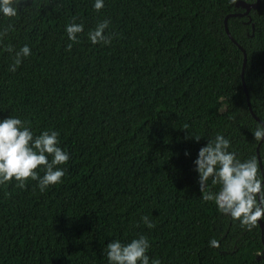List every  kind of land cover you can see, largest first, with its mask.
<instances>
[{"label": "trees", "instance_id": "obj_1", "mask_svg": "<svg viewBox=\"0 0 264 264\" xmlns=\"http://www.w3.org/2000/svg\"><path fill=\"white\" fill-rule=\"evenodd\" d=\"M237 1L104 0L97 12L93 0H25L0 17V29L11 25L0 119L18 116L36 135L54 129L69 153L62 182L43 192L31 179L0 185V264H107L111 239L140 234L161 264H264L259 221L248 230L205 207L194 165L221 134L263 174L264 140L252 133L263 125L254 114L264 122V0L228 18L246 65L225 28L245 11ZM104 19L111 42L93 45L87 33ZM69 22L84 25L75 42ZM24 44L30 56L9 72L5 46Z\"/></svg>", "mask_w": 264, "mask_h": 264}, {"label": "clouds", "instance_id": "obj_2", "mask_svg": "<svg viewBox=\"0 0 264 264\" xmlns=\"http://www.w3.org/2000/svg\"><path fill=\"white\" fill-rule=\"evenodd\" d=\"M25 0H0V17L14 18L18 8ZM104 7V0H93L92 8L99 11ZM109 20L100 21L87 33L91 44H110L111 35L106 32ZM11 28L0 29L2 41ZM71 42L78 40V33L84 31L81 23L69 22L64 28ZM72 44L67 45L71 49ZM11 57L9 72H16L24 59L30 56L31 49L24 44L18 49L5 46ZM255 140H264V125H258L252 133ZM59 133L54 129L34 134L27 121L18 116L9 115L0 119V185L10 181L17 182L23 188L28 179L35 180L41 192L49 186L61 183L65 175L64 168L69 160V153L59 146ZM201 138L197 136L195 140ZM230 141L221 134L208 139L199 147L194 160L198 174L200 194L204 201H213L218 212L238 221L241 227L251 230L264 218V174L258 173L255 158L240 160L236 153L229 150ZM184 155H188L185 150ZM43 172L39 175L37 169ZM211 186H218L213 192ZM141 220L148 228L153 224L147 216ZM209 246H218V241L211 239ZM149 239L140 234L126 243L111 239L102 253L107 264H161L155 257H149Z\"/></svg>", "mask_w": 264, "mask_h": 264}, {"label": "water", "instance_id": "obj_3", "mask_svg": "<svg viewBox=\"0 0 264 264\" xmlns=\"http://www.w3.org/2000/svg\"><path fill=\"white\" fill-rule=\"evenodd\" d=\"M260 2H261V0H256L255 2H252V3H248V2H246V1H244V0H238L237 2H236V5L237 6H242L244 9H245V11L244 12H242V13H230V14H228L226 17H225V28H226V31H227V33L229 34V36L234 40V42L235 43H237L238 44V42L235 40V38L231 35V33H230V31H229V27H228V18L230 17V16H234V15H238V14H240V15H247V14H249V12H250V10L252 9V8H258L259 7V5H260ZM241 48H242V50L244 51V55H245V57H244V65H246V62H247V54H246V51L244 50V48L240 45V44H238ZM243 83H244V87H245V90H246V92H247V95H248V90H247V87H246V83H245V81H244V76H243ZM248 102H249V105H250V99H249V95H248ZM254 116L264 125V122L256 115V114H254ZM262 141L263 140H261L260 141V144L262 143ZM258 154H259V147H258ZM260 157V156H259ZM260 162H261V159H260ZM261 168H262V172H263V174H264V168H263V165H262V162H261ZM259 223H260V226H261V228H262V230L264 231V220L261 218L260 220H259Z\"/></svg>", "mask_w": 264, "mask_h": 264}, {"label": "rangeland", "instance_id": "obj_4", "mask_svg": "<svg viewBox=\"0 0 264 264\" xmlns=\"http://www.w3.org/2000/svg\"><path fill=\"white\" fill-rule=\"evenodd\" d=\"M219 72H220V70H218V71L216 72V74H219ZM201 202H202V204H203L205 207H208V208H211V209H213V208L216 207L213 201H204V200L202 199Z\"/></svg>", "mask_w": 264, "mask_h": 264}]
</instances>
